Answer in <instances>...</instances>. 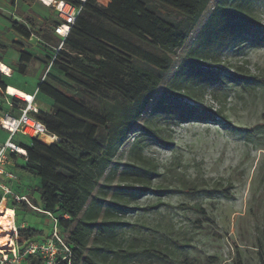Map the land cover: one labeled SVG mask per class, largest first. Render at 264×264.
<instances>
[{"label": "trees", "instance_id": "obj_1", "mask_svg": "<svg viewBox=\"0 0 264 264\" xmlns=\"http://www.w3.org/2000/svg\"><path fill=\"white\" fill-rule=\"evenodd\" d=\"M63 1L81 6L64 39L54 34L58 20L38 25L30 17L17 22L0 15L21 39L35 36L50 54L42 67L49 65L66 82L46 75L34 100L46 97L52 110L29 112L56 141L13 139L25 155H11V172L38 180V199L29 193L27 203L18 204L24 211L59 214L56 236L67 252L55 264H188L187 233L164 226L163 217L127 230L122 217L147 194L156 197L143 209L151 212L171 195L231 196L230 182L190 177L178 161L161 171L145 150L170 149L180 125L225 121L229 90L263 85L264 74L251 73L248 60L223 65L231 44L249 30L264 31L256 16L259 0H105L104 7L97 0ZM17 52L16 73L24 76L37 59L22 48ZM10 77L0 72V115L18 117L25 104L9 98L6 106L4 100ZM207 96L216 108L206 104ZM131 137L128 160L116 163ZM192 210L204 215L200 205ZM41 237L42 231L19 229L16 247ZM24 262L45 264L35 252Z\"/></svg>", "mask_w": 264, "mask_h": 264}, {"label": "rangeland", "instance_id": "obj_2", "mask_svg": "<svg viewBox=\"0 0 264 264\" xmlns=\"http://www.w3.org/2000/svg\"><path fill=\"white\" fill-rule=\"evenodd\" d=\"M4 1L0 0V15L10 17L7 12L10 3ZM97 3L104 7L107 1L97 0ZM256 7V16L264 26V0H259ZM14 17H30L38 25L44 20H57L51 8L45 9L36 2L30 4L26 0H14ZM0 44L7 47L5 53L0 52V63L11 70V77L6 80L10 91L15 93L17 87L26 91L35 90L41 81L47 79L46 75L66 83L49 65L45 69L42 67V61L50 55L49 52L35 40H23L10 31L8 23L1 16ZM189 44L190 41L176 55L185 53ZM18 48L37 59L28 66L24 76L16 73ZM240 59L250 62L251 73L259 69L264 74V31L249 30L235 44H231L224 53L223 65ZM205 101L207 105L216 108L209 96L205 97ZM33 105L41 112L50 113L52 110V101L41 95L36 96ZM224 115L225 121L216 118L209 123L180 125L173 129V145L170 149L152 146L145 153L159 163L161 171L170 163L178 161L187 167L190 177L200 174L206 180L230 182L231 196L225 198L222 194H216L206 198L203 195H171L163 198L164 206L157 212H151L143 209L154 203L156 197L147 194L136 205L128 206L129 210L122 217L127 223L124 229L130 230V226L135 224L150 227L163 217L164 226L171 225L176 233H187L192 237L191 246L186 249L188 264H264V83L262 86L248 88L234 86L229 90ZM7 137L0 130V142ZM131 142L132 137L120 147L114 158L116 163L128 160L127 152ZM8 158L9 155L5 161L6 166L11 163ZM15 175L17 180L13 192L26 198L27 194L32 193L38 199L34 193L38 180L20 173ZM5 203L6 210L11 211L9 208L14 202L7 197ZM194 205H200L204 215L192 210ZM13 211L17 231L30 228L43 233V237L16 247L22 252L19 264H25L24 259L30 251L38 253L45 264H55L63 257L65 250L54 238L59 232V214L50 218L34 210L24 211L18 203L14 205Z\"/></svg>", "mask_w": 264, "mask_h": 264}, {"label": "built area", "instance_id": "obj_3", "mask_svg": "<svg viewBox=\"0 0 264 264\" xmlns=\"http://www.w3.org/2000/svg\"><path fill=\"white\" fill-rule=\"evenodd\" d=\"M75 1L83 5L88 0ZM35 2L40 4L44 8H51L52 14H54L58 20V24L54 28V34L57 37L64 39L67 36L70 27L74 24L76 17L79 15L81 6L77 7L63 0H36ZM7 12L10 16L9 18H11L13 21H23L22 19H16L14 17L13 7H10ZM35 39V36H31L29 42H33ZM2 74H4L5 76L8 75L7 73ZM8 90L9 88H7L4 93L6 106H9V98H16L22 101L25 104V107L23 110H21V113L18 117H13L8 113L0 115V130L8 135L6 141L0 144V203L4 207L5 199L7 197L14 203H20L22 201L27 203L25 196H17L7 185V183H16L17 180V176L13 172L5 169V161L7 160V156L9 155L10 157L12 154H21L23 156L25 155L24 151H22L13 142V139L16 136H21L25 138H39L45 143H52L56 141V138L50 136L47 133L46 128L40 122L29 115V112H37L33 105L36 90L32 94H26L17 90H15V93L12 94L9 93ZM48 217L52 218L50 214H48ZM11 222L12 228L9 233L10 246L0 252V264H19L20 255L18 254V250L16 248L17 229L14 225V216L11 217ZM54 238L67 252V249L63 246L56 234L54 235ZM34 252L35 251H30V254H33Z\"/></svg>", "mask_w": 264, "mask_h": 264}, {"label": "bare ground", "instance_id": "obj_4", "mask_svg": "<svg viewBox=\"0 0 264 264\" xmlns=\"http://www.w3.org/2000/svg\"><path fill=\"white\" fill-rule=\"evenodd\" d=\"M0 71L2 73H9V68L3 64L0 63ZM9 93L14 94V92L8 90ZM7 208H5L1 203H0V252L3 249H7L10 245V240H9V233H10V228L12 226V222H11V217L14 216L13 210L12 211H8L6 210Z\"/></svg>", "mask_w": 264, "mask_h": 264}, {"label": "crops", "instance_id": "obj_5", "mask_svg": "<svg viewBox=\"0 0 264 264\" xmlns=\"http://www.w3.org/2000/svg\"><path fill=\"white\" fill-rule=\"evenodd\" d=\"M10 7H13L14 8V5L13 6H10ZM44 8V7H43ZM46 9V8H45ZM9 73H7L8 75H7V77H10V74H11V70L9 69ZM16 87H17V85H16ZM17 91H20V92H23V93H26V94H32L35 90H28V91H26V90H22V89H19V87H17V88H15ZM5 100V99H4ZM6 140H4V141H1L0 142V144H2V143H4ZM11 163H13V159H12V157L10 156L9 157V159H8ZM10 163V165H7V166H5V169L6 170H8V171H10L11 172V164ZM7 185L11 188V190L13 191V187H15V183H7ZM5 204V206H6V203H4ZM12 211V210H11ZM13 213H14V211H13Z\"/></svg>", "mask_w": 264, "mask_h": 264}]
</instances>
